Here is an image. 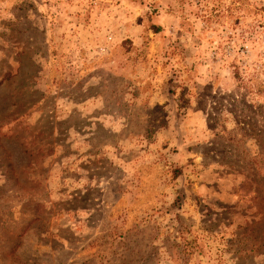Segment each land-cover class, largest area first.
<instances>
[{
	"label": "rangeland",
	"instance_id": "1",
	"mask_svg": "<svg viewBox=\"0 0 264 264\" xmlns=\"http://www.w3.org/2000/svg\"><path fill=\"white\" fill-rule=\"evenodd\" d=\"M0 264H264V0H0Z\"/></svg>",
	"mask_w": 264,
	"mask_h": 264
}]
</instances>
